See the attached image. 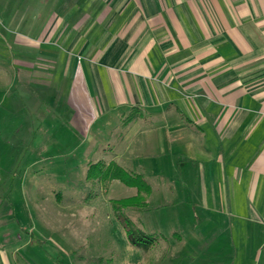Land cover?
Returning a JSON list of instances; mask_svg holds the SVG:
<instances>
[{
	"label": "crops",
	"instance_id": "0c3cea01",
	"mask_svg": "<svg viewBox=\"0 0 264 264\" xmlns=\"http://www.w3.org/2000/svg\"><path fill=\"white\" fill-rule=\"evenodd\" d=\"M32 2L34 13L8 18L12 34L19 21L27 30L13 48L0 45V109L42 119L34 144L31 129L15 130L25 135L21 156L39 165L40 151L74 132L92 157L95 126L104 133L117 121L124 157L151 160L153 174L171 176L161 169L184 148L199 178L225 183L237 211L250 215L248 249L234 264H264V0ZM2 143L0 152L11 146Z\"/></svg>",
	"mask_w": 264,
	"mask_h": 264
},
{
	"label": "rangeland",
	"instance_id": "374dc122",
	"mask_svg": "<svg viewBox=\"0 0 264 264\" xmlns=\"http://www.w3.org/2000/svg\"><path fill=\"white\" fill-rule=\"evenodd\" d=\"M9 1L11 6L0 7V45L8 41V47L13 48L17 32L27 28L24 30L19 21L12 34L14 24L8 18L18 15L21 20L22 8L34 13L39 7L33 0L29 7L15 4L20 0ZM39 24L42 28V22ZM5 95L6 90L0 93V101ZM4 110L0 109L4 115L0 118V144L11 146L0 152V264H234L236 252L246 255L247 247L242 245L248 238L250 215L237 211L236 198L229 195L225 183L199 178L200 163L185 160L184 148L174 151V166L158 167L163 172L169 169L172 175L158 176L152 173L151 160L124 157L118 121L104 133L100 122L94 128L97 139L91 145L92 157L87 153L86 137L68 132L62 135L61 145L40 151L43 163L33 165L35 157L21 156L27 146L19 138L25 135H15V130L31 129L34 144L42 125L39 112L23 110L13 118ZM106 141L111 148L104 146ZM99 161H114L133 178L142 175L150 193L118 180L105 186L88 182L89 165ZM139 193L137 205L124 209L123 216L155 238L149 252L130 243L125 223L113 206V201ZM241 202L246 205L247 199Z\"/></svg>",
	"mask_w": 264,
	"mask_h": 264
},
{
	"label": "trees",
	"instance_id": "16d2710c",
	"mask_svg": "<svg viewBox=\"0 0 264 264\" xmlns=\"http://www.w3.org/2000/svg\"><path fill=\"white\" fill-rule=\"evenodd\" d=\"M124 176H128L130 179H127V181L125 178H123ZM134 178L132 176H129L122 169V167H120L115 162L105 164L103 161H100L95 164H90L87 173V181L93 183V185L96 182H100L104 185L105 183L118 180L128 187H135L140 191L142 188H145L146 191L150 193L151 187L146 183L142 175L134 174ZM106 186H108V184H106ZM140 197L141 194L139 193L137 197L113 201V206L121 220L125 223L130 243L135 247L143 249L145 252H149L154 246L155 238L151 235L145 234L139 229H136V227L128 220V218L123 216V210L127 208H134L137 205L138 199ZM143 205L146 206V202H144Z\"/></svg>",
	"mask_w": 264,
	"mask_h": 264
}]
</instances>
